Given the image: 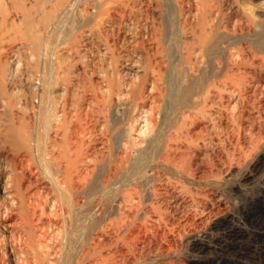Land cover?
I'll list each match as a JSON object with an SVG mask.
<instances>
[{"label": "bare ground", "instance_id": "bare-ground-1", "mask_svg": "<svg viewBox=\"0 0 264 264\" xmlns=\"http://www.w3.org/2000/svg\"><path fill=\"white\" fill-rule=\"evenodd\" d=\"M261 198L264 0H0V264H264Z\"/></svg>", "mask_w": 264, "mask_h": 264}, {"label": "rangeland", "instance_id": "rangeland-1", "mask_svg": "<svg viewBox=\"0 0 264 264\" xmlns=\"http://www.w3.org/2000/svg\"><path fill=\"white\" fill-rule=\"evenodd\" d=\"M236 176V177H235ZM235 176H233L229 181H227L225 184H223V185H220L219 187H217L218 188V190H220L219 192L220 193H222V199H224L223 201L226 203L227 202V207H226V209H227V212L228 213H230V215H232L233 214V216L235 217L234 218V220H233V223L236 225V226H239V227H241V228H248V225L246 224V223H244L242 220H241V216H240V214H238L237 213V207H238V205L239 204H241L242 203V201L243 200H241V199H238V198H236L235 196H232V195H230V194H228V193H226V190H227V187H228V185L230 186L231 185V183H233V184H235V183H237L238 182V175H235ZM235 179V180H234ZM227 185V186H226ZM226 187V188H225ZM247 187V188H246ZM246 191L248 190V193L249 194H251V195H256V193L258 192V190H257V188L256 187H254V186H251V185H246L245 186V188H244ZM250 190V191H249ZM222 191V192H221ZM225 193V194H224ZM253 193V194H252ZM231 196V197H230ZM234 197V198H233ZM230 198V199H229ZM239 200V201H238ZM234 201V202H233ZM260 204L258 205V206H262V205H264V198H261L260 199V202H259ZM241 221H240V220ZM243 222V223H242ZM180 254H178V260H183L185 257H187L189 254H188V252H187V249L184 247V248H182L181 250H180V252H179ZM185 253V254H184ZM212 253V254H211ZM208 256V257H207ZM212 257V258H211ZM182 258V259H181ZM195 258V257H194ZM214 258V253L213 252H209V253H207L206 255H203L202 256V258H200V260H201V262H207V261H209V260H211V259H213ZM239 264H248V263H246V262H243V261H239L238 262Z\"/></svg>", "mask_w": 264, "mask_h": 264}]
</instances>
